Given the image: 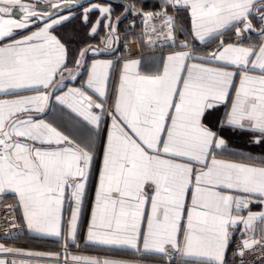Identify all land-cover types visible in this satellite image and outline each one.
Masks as SVG:
<instances>
[{"label":"snow or ice","instance_id":"snow-or-ice-1","mask_svg":"<svg viewBox=\"0 0 264 264\" xmlns=\"http://www.w3.org/2000/svg\"><path fill=\"white\" fill-rule=\"evenodd\" d=\"M41 2L53 11H41ZM60 7L57 0H0V95L15 97L0 98V194L17 195L28 229L78 246L81 209L90 179L98 173L89 243L154 252L165 264H228L230 247L241 261L257 247L264 256V211L250 208L253 203L264 208V158H220L227 145L219 135L222 128L249 132L252 144H264V0H161L158 11L138 12L144 35L163 36L174 50L151 71L141 70L140 59H127L108 110L111 60L94 61L80 88L53 96L64 87L54 84L67 67V49L53 34L67 19L56 18ZM125 8L136 11L134 5ZM93 10L101 16L91 33L107 21L109 38L103 43L111 46L118 39L112 10L89 8L85 23ZM170 11L188 14L190 29H180L186 40H217L216 50L197 56L195 45L178 43ZM41 20L38 30L15 38L17 30ZM232 30L237 37L258 32L260 44L244 47L243 40L225 44L219 39ZM153 43L149 36L148 44ZM89 51L100 52L81 50L77 68ZM76 75L68 73L72 79ZM87 90L104 99L97 102ZM52 100L70 110L79 135L37 118ZM221 106L223 117L214 123ZM105 115L111 121L107 129L102 127ZM257 222L261 238L254 235ZM12 224L16 227L14 219ZM238 228L240 243L235 244ZM0 254L41 256L2 244ZM47 258L60 259L54 254ZM0 264L26 262L0 259ZM64 264H69L67 246ZM71 264L117 262L71 256Z\"/></svg>","mask_w":264,"mask_h":264},{"label":"crops","instance_id":"crops-1","mask_svg":"<svg viewBox=\"0 0 264 264\" xmlns=\"http://www.w3.org/2000/svg\"><path fill=\"white\" fill-rule=\"evenodd\" d=\"M161 2V0H158ZM26 3H34L35 0H25ZM42 3V2H41ZM96 6L99 7H109L108 5H100L98 3H93V5L90 8H95ZM87 8L86 10H88ZM85 10V11H86ZM140 10L141 9H137ZM170 15L175 17V35L177 38V42L180 41H186L189 45H195V52L194 55L197 56H208L212 51H215L216 48L219 46L217 40H213L209 44H201L196 40H193L191 38H188L186 40L185 34L180 31L181 28H184L185 30L190 29V18L188 14L184 11L180 12H169ZM73 12L65 11L60 16H57L56 18L61 17H67L66 20H64L62 23L68 21L72 15ZM61 23V24H62ZM107 21H104L103 23V30H104V37L101 40V44H90L89 46L85 47L84 49H99L100 52L97 55L96 53L89 51L86 53L85 57L81 61L82 67L77 68V65L75 64V61L80 59L79 53L77 57H73L68 55L69 51L65 43H63V40L59 38V36L54 31V35L57 36V38L60 39L61 43L64 44L65 48L67 49V67L63 71V79L60 78L61 74H57V78L55 81V85L62 84L64 87L59 91L53 93V96L60 94L62 95L64 92H66L69 88H80L84 82L88 78V72L90 69L91 64L96 61H106L111 60L114 65V69L110 70V79H109V95L107 97V103L105 104V109L108 110L114 100L113 97V88L118 80V74L119 70L122 67V64L129 58H136L141 60V70L142 71H151L156 66H158L159 61L162 56H167L170 54L171 51H173V47L169 43H165L161 47H155V48H148L144 49L142 47L141 54L135 55V56H128L125 52L126 49L123 47H120V42L117 47V40H114L111 46H106L103 41L107 38H109V30L105 27V24ZM159 23V21H158ZM253 25L259 29V25L257 24L255 18L252 20ZM43 24L39 23L38 21L34 23L30 29L27 30H17L15 34V38H20L23 35L29 34L31 31L38 30L39 27H42ZM114 35L117 36V34L114 33ZM119 35V34H118ZM164 38V37H163ZM219 39H222L225 44H235L238 41L243 40L244 43L242 46L244 47H250L253 45H259L260 44V36L258 35V32L256 33H244L243 36L237 37L234 34V30L232 31H226L222 37ZM6 42H11L10 40ZM3 43V42H0ZM139 46L141 47V44L137 42ZM179 50V49H175ZM69 71L78 73L76 75L75 79H72L68 76ZM26 94H33V93H26ZM87 94L92 95L94 100L104 99L97 97V94L93 93L92 90H87ZM0 98H6V99H14L15 97L8 96L4 97L0 95ZM63 109V110H61ZM98 111V110H97ZM225 111L224 106H221L219 111L216 114L215 119H219L223 117V113ZM70 110L67 108H64L63 106H59L55 104V100H52L49 104V109L42 114L41 117L37 118H44L47 122H51L54 124V126H59L61 130H65V134H68V131L75 133L76 135H79V132L77 129L79 128L78 125H76L75 121L71 119V115H69ZM74 115V114H72ZM110 118L105 115L104 117V123L102 125L103 128L107 129L110 125ZM234 131L235 133L243 134L244 140L241 143L235 144V142L231 141L229 139L228 133H232ZM219 135L222 136L226 141V151H224V154L220 158L230 159L237 162H250L248 161L247 157L250 154L252 157L256 159V161H259L260 159L264 158V152L256 151L253 147L259 146L251 143V140L254 137L253 133L249 132H241L238 130H232L228 128H222L219 129ZM240 136V135H239ZM106 137V132L102 133L100 141H98V147H102V141ZM220 150H218L219 152ZM99 167V161L97 162V168ZM97 175L98 173H94L93 176L90 179V184L87 189V193L84 199V203L81 209L80 219L78 222V233H77V245H73L71 241L65 242L60 237H54V236H48L43 233H37L34 231H31L27 227V223L23 217V209L21 207H18V197L15 193H12L11 191H6L5 193L0 194V202H5L12 204L15 207L16 213L19 218V222L24 227V232L21 236L14 238L10 241H5L2 245L8 248L18 249L22 250L26 253H38L41 254V256H5L4 254H0V259H7V260H16V261H25L26 264H64V258H65V246H67V258L69 261V264H71V256H84V257H101L110 259L113 261H116L117 264H165V261L162 260L156 253L150 252V251H136L130 248L127 249H119V250H111L108 248H105L104 246L94 245L87 241V231H88V225L91 220V214L93 210V202H94V190L96 186L97 181ZM252 212H261L264 211V208H262L259 204L253 203L251 206ZM65 221L68 219L67 214V208L65 209ZM256 231L254 235L257 238L260 237V228L261 225L257 222L255 225ZM241 228H238L237 235L233 238L234 243L239 242V235L238 233L241 231ZM66 235V230H62L61 236ZM234 251V247H230L229 254L227 257L228 264H238L237 258H234L232 256V253ZM48 254H54L56 256H59L60 259H50L47 258Z\"/></svg>","mask_w":264,"mask_h":264},{"label":"trees","instance_id":"trees-1","mask_svg":"<svg viewBox=\"0 0 264 264\" xmlns=\"http://www.w3.org/2000/svg\"><path fill=\"white\" fill-rule=\"evenodd\" d=\"M128 1L131 6H135L136 11L129 12V16L124 19L118 28V34L120 37V47L126 49V45L132 42H139L142 47L146 50V36L144 35V26H142L141 17L137 14L141 9L143 12L157 11L159 9L160 2L158 0H125ZM93 3L102 5H108L112 12V21L124 11V6L118 3H110L106 0H97L92 3H88L77 9L68 10L73 12L72 17L57 26L55 29L56 34L59 36L63 43L66 44L70 56L77 57L78 53L90 44H101V40L104 37V30L102 28L105 20H102L100 27L95 35L91 33L92 27L95 26V22L101 16L99 11H88V22L84 21V13L87 8H90ZM134 25V27H130ZM240 135V136H239ZM228 133L229 139L235 142V144L241 143L244 139L243 134ZM256 151L264 152V144L253 147Z\"/></svg>","mask_w":264,"mask_h":264},{"label":"built area","instance_id":"built-area-1","mask_svg":"<svg viewBox=\"0 0 264 264\" xmlns=\"http://www.w3.org/2000/svg\"><path fill=\"white\" fill-rule=\"evenodd\" d=\"M158 11V10H157ZM157 23V27L159 30V23L158 21H155ZM144 26V25H142ZM149 36L152 37L154 43L153 45L148 44ZM149 36H146V46L148 48H155V47H161L167 42L163 38V36L160 37L159 40L155 38V34L149 33ZM128 56H135L141 54V47L137 42H132L126 45V52ZM15 220L16 227H13L12 220ZM24 227L19 222L18 215L16 213L15 207L12 204L0 202V244H3L5 241L13 240L16 237H19L23 234ZM5 233L8 235L5 236ZM239 242H236V244H239ZM234 247V251H235ZM238 264H264V256L260 255V249L257 247L256 249H253L251 251H246L243 257V261H241L240 258L237 257Z\"/></svg>","mask_w":264,"mask_h":264},{"label":"water","instance_id":"water-1","mask_svg":"<svg viewBox=\"0 0 264 264\" xmlns=\"http://www.w3.org/2000/svg\"><path fill=\"white\" fill-rule=\"evenodd\" d=\"M97 0H57V2L60 3L61 7L60 9L58 10L57 12V16H60L62 13H64L65 11H68V10H73V9H77L79 7H82L88 3H92V2H95ZM107 2H110V3H118V4H121L124 6V11L122 13H120L119 16H117L115 19H114V22H113V27L115 28V34H117L118 36V39H117V47L119 45V42H120V37L118 35V26L119 24L124 20L126 19L128 16H129V12L131 11H128L126 10L125 8V5L131 7V4L128 2V1H125V0H106ZM41 11H43L44 9H47L48 11H53V9H51L46 3H40L38 6H37ZM117 18H119V23H116L117 21ZM39 23L41 24H44V21H38Z\"/></svg>","mask_w":264,"mask_h":264},{"label":"rangeland","instance_id":"rangeland-1","mask_svg":"<svg viewBox=\"0 0 264 264\" xmlns=\"http://www.w3.org/2000/svg\"><path fill=\"white\" fill-rule=\"evenodd\" d=\"M159 10V9H158ZM170 14V13H169Z\"/></svg>","mask_w":264,"mask_h":264},{"label":"flooded vegetation","instance_id":"flooded-vegetation-1","mask_svg":"<svg viewBox=\"0 0 264 264\" xmlns=\"http://www.w3.org/2000/svg\"><path fill=\"white\" fill-rule=\"evenodd\" d=\"M43 3V2H42Z\"/></svg>","mask_w":264,"mask_h":264}]
</instances>
